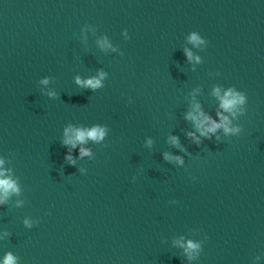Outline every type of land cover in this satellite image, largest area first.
Instances as JSON below:
<instances>
[{
    "label": "water",
    "instance_id": "obj_1",
    "mask_svg": "<svg viewBox=\"0 0 264 264\" xmlns=\"http://www.w3.org/2000/svg\"><path fill=\"white\" fill-rule=\"evenodd\" d=\"M196 103L239 132L198 143ZM0 158L20 189L0 203V260L264 264V0H0Z\"/></svg>",
    "mask_w": 264,
    "mask_h": 264
},
{
    "label": "clouds",
    "instance_id": "obj_2",
    "mask_svg": "<svg viewBox=\"0 0 264 264\" xmlns=\"http://www.w3.org/2000/svg\"><path fill=\"white\" fill-rule=\"evenodd\" d=\"M189 39L196 43L203 42L201 40V37L196 33H193L189 37ZM101 43L104 46H108V47L111 46L108 43L107 39H105ZM187 55L189 58H192V53L190 51L187 52ZM196 59L198 60L199 57H196ZM103 76L104 73L101 72L98 77H90L84 80L80 79V77H77V83L82 84L85 87L96 88L101 86V81ZM42 82L47 83V79H45ZM215 93L217 96L220 97L221 100L220 107L224 109L226 112H230L233 116H235L237 111H241V112L244 111V109L240 107L246 101V96L244 93L236 91L234 89H228L223 95H221L219 87L215 89ZM217 116L219 117V120L205 113L199 103L194 104L193 110L188 113V117L194 121L195 127L199 131L200 136H197L195 132H190L189 135L194 137V139L199 143L201 136L210 137L212 133H215L220 128H223L225 133L239 132L238 127L231 126L232 122L229 116L225 115L224 112L218 111ZM105 131H106L105 128L99 125L87 129L74 128L72 126H69L65 129L64 143L67 145H71L73 148H75L78 142L81 145H83L86 142V139L88 138L95 140L102 139L105 135ZM172 140L173 142H176L177 138L173 137ZM89 154H90V149L81 146L80 155L84 156ZM165 156L166 158L169 159L181 160L180 157H169L168 154H165ZM66 159H68L69 161H73L71 151H69V153L66 154ZM4 162H5L4 159L0 158V165H3ZM8 171H9L8 169L0 167V203H4L12 192H19L20 190L17 182L14 179H12L10 176L5 175V173ZM26 223H28V221H26ZM198 248H199L198 243H193L189 241L185 250L190 252V258H192L195 256L196 253L191 252L190 250L198 249ZM0 264H17V257L13 253L8 252L5 254L3 259L0 260Z\"/></svg>",
    "mask_w": 264,
    "mask_h": 264
}]
</instances>
